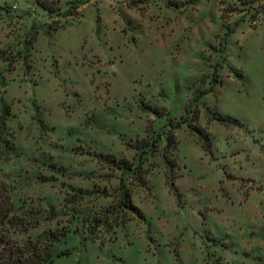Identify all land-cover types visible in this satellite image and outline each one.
<instances>
[{
  "label": "rangeland",
  "instance_id": "obj_1",
  "mask_svg": "<svg viewBox=\"0 0 264 264\" xmlns=\"http://www.w3.org/2000/svg\"><path fill=\"white\" fill-rule=\"evenodd\" d=\"M0 98L7 238L68 229L53 264H264V0H0ZM122 186L138 211L109 215Z\"/></svg>",
  "mask_w": 264,
  "mask_h": 264
},
{
  "label": "trees",
  "instance_id": "obj_2",
  "mask_svg": "<svg viewBox=\"0 0 264 264\" xmlns=\"http://www.w3.org/2000/svg\"><path fill=\"white\" fill-rule=\"evenodd\" d=\"M129 6H134L137 3L141 2L142 0H122ZM240 4H244L247 6H251L252 4L258 2L259 0H237ZM46 9H49L45 6H43ZM50 10V9H49ZM206 115L208 121H211L213 119L221 121V122H231L230 118H225L221 116L220 114H211L210 107L207 106L205 108ZM10 111L8 108V105L4 102L3 98H0V145L4 144L7 145L9 143L8 140H6V119L9 116ZM187 126L190 127V130L194 132L198 140L201 144V147L204 150H208L210 148V137L208 132L205 130V128L200 126H191L189 123H187ZM173 139V136H171ZM171 137L167 139L168 142L172 143L174 141H171ZM140 147H137L139 149ZM139 165V163H138ZM117 166L122 169H129L128 162L125 160H121L117 163ZM135 169H138V166L134 167ZM117 208L123 209L124 212H127L126 210H130L133 212H137V207L132 204L129 192L126 188L122 186L120 189V194L118 197V204L113 209H108L107 213L109 215H113V213L116 212ZM13 208L9 204L8 206L4 207L0 210V232L5 231L8 232L5 225L13 226L16 223L14 222L15 216H10ZM106 215L104 216L106 220ZM18 221L22 220L18 218ZM101 219L94 218L92 219V224L95 223H101ZM124 224V220L121 221V225ZM67 230H62L61 232H53V231H47L44 232L41 236L36 237L34 240H27L25 242H15L11 239L7 238L8 236L5 235V233H0V264H53L54 257L59 256H65L70 254V250L65 249L58 252H54L53 244L58 242L62 236H65Z\"/></svg>",
  "mask_w": 264,
  "mask_h": 264
}]
</instances>
